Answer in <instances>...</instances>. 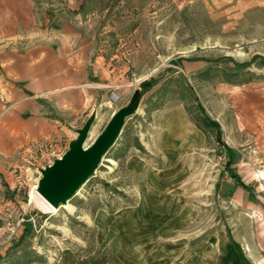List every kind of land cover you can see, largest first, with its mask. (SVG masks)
I'll use <instances>...</instances> for the list:
<instances>
[{
	"label": "rangeland",
	"instance_id": "374dc122",
	"mask_svg": "<svg viewBox=\"0 0 264 264\" xmlns=\"http://www.w3.org/2000/svg\"><path fill=\"white\" fill-rule=\"evenodd\" d=\"M62 51L106 93L26 136L27 105L47 102L3 55ZM118 111L115 142L49 212L43 172ZM0 264H264V0H0Z\"/></svg>",
	"mask_w": 264,
	"mask_h": 264
},
{
	"label": "crops",
	"instance_id": "0c3cea01",
	"mask_svg": "<svg viewBox=\"0 0 264 264\" xmlns=\"http://www.w3.org/2000/svg\"><path fill=\"white\" fill-rule=\"evenodd\" d=\"M48 48L49 43L46 46H41L42 52ZM3 56V63L9 69L8 72L13 74L14 78H18L17 80H26L29 90L36 91L35 96H40L41 92L47 102L44 106L39 102H30L27 105L30 116L26 120H19L15 129L22 130L26 136L45 135L49 132L55 133L57 129H64L66 126L63 124L64 110L72 108V113L77 115L79 109L88 104L87 100L90 99L91 93L101 94L102 98L106 93L104 88L107 86L105 85L107 81H103V83L95 81L93 84L87 81L89 84H85L84 79L78 77L76 73L84 66L81 63H76L75 56H66L63 51L61 55L58 53L57 55L38 56L39 61L35 62L32 67L30 65L35 57H15V54H11V57H8L7 54ZM100 61L97 59V66ZM69 62L77 64L71 66L76 74L75 77L66 71V63ZM78 62H80L79 59Z\"/></svg>",
	"mask_w": 264,
	"mask_h": 264
},
{
	"label": "water",
	"instance_id": "95a60500",
	"mask_svg": "<svg viewBox=\"0 0 264 264\" xmlns=\"http://www.w3.org/2000/svg\"><path fill=\"white\" fill-rule=\"evenodd\" d=\"M124 112L118 111L109 121L106 131L98 136L86 151L84 144L88 138L90 122L79 130L78 138L61 159L55 160L46 171L39 185V193L55 207L68 198L94 172L102 155L112 146L121 132Z\"/></svg>",
	"mask_w": 264,
	"mask_h": 264
},
{
	"label": "bare ground",
	"instance_id": "6f19581e",
	"mask_svg": "<svg viewBox=\"0 0 264 264\" xmlns=\"http://www.w3.org/2000/svg\"><path fill=\"white\" fill-rule=\"evenodd\" d=\"M118 99H119V94H114L112 97V100H118ZM84 148L86 151H88L91 147L84 144ZM40 196H41V199L43 201V204H45L44 206L49 210V212H54L57 210V208L54 205L50 204L42 195H40Z\"/></svg>",
	"mask_w": 264,
	"mask_h": 264
}]
</instances>
